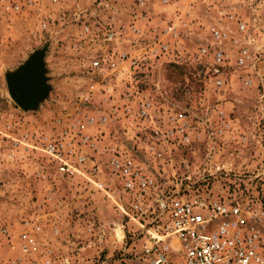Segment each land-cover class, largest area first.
<instances>
[{
    "label": "rangeland",
    "instance_id": "rangeland-1",
    "mask_svg": "<svg viewBox=\"0 0 264 264\" xmlns=\"http://www.w3.org/2000/svg\"><path fill=\"white\" fill-rule=\"evenodd\" d=\"M109 2L139 14L136 31L133 17L119 16L116 43L81 30L109 22L95 11ZM166 22L177 36L161 39ZM211 26L224 37L213 39ZM160 39L170 50L155 55ZM115 44L139 60L129 78L115 77L112 61L129 69L113 59ZM45 45L49 94L23 111L4 73ZM218 50L224 58L214 73ZM126 86L134 90L128 100ZM141 99L153 104L145 117ZM171 115L186 121V139L153 133L177 124ZM90 116L85 130L97 147L85 149L90 160L79 172L63 176L42 139ZM114 157L153 180L144 208L171 193L236 202L264 238V0H0V264H145L152 207L145 215L131 208ZM23 233L36 249H22Z\"/></svg>",
    "mask_w": 264,
    "mask_h": 264
},
{
    "label": "built area",
    "instance_id": "built-area-1",
    "mask_svg": "<svg viewBox=\"0 0 264 264\" xmlns=\"http://www.w3.org/2000/svg\"><path fill=\"white\" fill-rule=\"evenodd\" d=\"M157 1L162 5L171 3V0ZM137 3L144 7L146 0H137ZM14 8L17 9L18 5ZM222 12L226 10L223 9ZM138 15H132L133 20L129 23L131 31L139 30L135 24ZM140 18H144L142 13ZM109 23L86 24L81 30L93 31L102 36L103 41L115 43L120 27L117 28ZM238 25L240 29L244 27L243 22H239ZM176 27L175 23L166 22L161 33L177 36ZM210 33L215 40L224 37L215 26L210 27ZM161 39L154 49L155 55L168 53L170 50L168 42ZM204 50L205 47L202 48V51ZM113 56L118 63L128 62L129 65L128 71L122 73L118 71L115 61H112L115 77H122L124 74L129 78L131 66H136L139 60L124 50L116 52ZM223 58L221 50L214 53V73L220 72L219 64ZM242 60L240 57L238 61L242 62ZM216 82L221 81L217 79ZM124 95L127 100L134 96L133 88L126 86ZM152 106L150 100L141 99L138 102L139 115L147 116ZM170 117L175 118L177 124L169 126L166 130L156 128L152 130L153 133L158 139L161 137L163 140H168L175 134L186 139V121L182 118L177 119L174 115ZM93 120L94 118L90 116L74 118L71 123L63 121L62 127L54 133V136H46L42 139L41 145L45 153L57 163L56 170L61 175L74 176L81 170L80 166L90 160L87 159L85 149L95 150L97 145L86 132L85 125L92 123ZM110 164L114 173L121 178L123 193L131 196V208L145 215L147 208L152 207L150 210L152 217L148 221V243L144 246L145 264H264V238L256 226L248 221L246 209L239 203L211 200L200 196L187 198L171 193L167 196H158L154 208L151 204H146L148 207L144 208L142 200L153 187V180L127 159L114 157ZM90 168L91 172L97 170L94 164ZM22 239L24 251L36 249L35 241L26 233H23Z\"/></svg>",
    "mask_w": 264,
    "mask_h": 264
},
{
    "label": "water",
    "instance_id": "water-1",
    "mask_svg": "<svg viewBox=\"0 0 264 264\" xmlns=\"http://www.w3.org/2000/svg\"><path fill=\"white\" fill-rule=\"evenodd\" d=\"M46 51L47 45L34 49L16 68L4 73L8 94L23 111L36 110L49 94Z\"/></svg>",
    "mask_w": 264,
    "mask_h": 264
},
{
    "label": "crops",
    "instance_id": "crops-1",
    "mask_svg": "<svg viewBox=\"0 0 264 264\" xmlns=\"http://www.w3.org/2000/svg\"><path fill=\"white\" fill-rule=\"evenodd\" d=\"M111 5H114V6H112V7H105V10L103 9V11L105 12V13H101V11H102V9L101 8H99V7H97V8H95V11H98L99 12V15L102 17L101 19H107V18H109V19H107V20H110L109 22H113V24H114V26L116 27L117 25H115L116 24V20L119 18V16L120 17H122L123 19H125V17H129V19L127 20V21H130V18L132 17V13L130 12L131 10H129V9H123V8H121L118 4H112L111 2H109ZM125 10V11H124ZM101 14H103V16L101 15ZM129 14V15H128ZM147 15V14H146ZM146 15H145V17H146ZM148 19V18H147ZM124 22H126V21H124ZM149 23V22H148ZM166 24V23H165ZM164 24V25H165ZM146 28H148V26H145ZM118 28V27H117ZM120 30H122V28L121 29H119V31ZM158 34H159V32H158ZM160 37L161 38H165V37H167V35L166 34H163V33H161L160 34ZM116 43V42H115ZM116 45V44H115ZM116 47L117 48H119L120 47V50H122V47L119 45V47H118V45H116ZM125 48H127V47H125Z\"/></svg>",
    "mask_w": 264,
    "mask_h": 264
}]
</instances>
